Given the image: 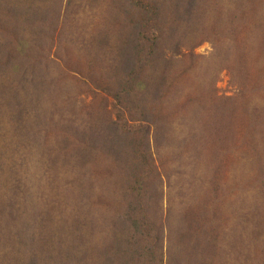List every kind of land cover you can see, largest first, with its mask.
Returning <instances> with one entry per match:
<instances>
[{
    "label": "rangeland",
    "instance_id": "374dc122",
    "mask_svg": "<svg viewBox=\"0 0 264 264\" xmlns=\"http://www.w3.org/2000/svg\"><path fill=\"white\" fill-rule=\"evenodd\" d=\"M48 1L0 0V56L10 53L19 69L9 78L31 100L27 108L21 100V112L0 99V264H64L76 214L98 225L99 262L111 246L110 263L136 264L132 257L155 244L154 264H169L168 252L188 236L173 217L192 208L216 226L203 234L216 230L215 237L201 235L191 250L197 258L264 264V0H142L159 3L155 22L174 43L166 52L157 45L161 59L146 62L129 91L121 90L120 69L137 58L134 22L147 21L139 0H62L55 29ZM184 5L196 17L181 16ZM175 6L178 20L169 15ZM115 158L156 178V205L146 214L159 227L153 235L127 228L125 245L112 237L121 220L111 207ZM177 193L186 209L156 222L175 208Z\"/></svg>",
    "mask_w": 264,
    "mask_h": 264
},
{
    "label": "trees",
    "instance_id": "16d2710c",
    "mask_svg": "<svg viewBox=\"0 0 264 264\" xmlns=\"http://www.w3.org/2000/svg\"><path fill=\"white\" fill-rule=\"evenodd\" d=\"M43 0H39V2H42ZM130 3L133 5L132 0H129ZM139 4V10L145 12L147 14V21H144V19H137L134 22V26L137 28L136 31V39L132 38L131 43L134 44L132 46V54L131 56H134L136 59L134 62H132L129 65H126L124 68L120 69V73L122 76V80L119 84H121V90L132 89V84L136 88L139 85H137V78L142 73V70L144 68V64L148 62L150 59H154V63L151 65L152 67L155 65L157 61L161 59V51L158 49L157 45L159 44L161 48L165 51L170 43L173 44L174 41H172L171 35L167 34L164 31L163 27H157V23L155 21L158 20L160 17L159 14V3L155 1V3H150L147 1L142 2V0L134 1V5ZM47 5H49L48 8V15L51 16L53 22L51 24V29H55L57 27L58 18L60 16V13L62 12V0H49ZM181 9V16H186L187 18H194L196 15H194L190 10L187 9V5H184ZM41 9H44L43 6H41ZM173 11L170 12L169 15H172V18L177 19L178 17H175L178 13L177 6L173 7ZM64 15V14H63ZM62 15V16H63ZM61 16V17H62ZM152 24V28L155 27V29L149 28L148 23ZM173 20V19H172ZM170 20V21H172ZM131 19L129 20L130 23ZM144 21V22H142ZM186 21L185 19L182 21V23ZM147 22V27L150 35H148L144 27L147 28L144 23ZM186 24V22H184ZM187 25V24H186ZM131 30V29H130ZM129 30V31H130ZM152 30V32H151ZM129 33V32H128ZM121 32L118 33L117 37H120ZM134 35V34H133ZM128 36V35H127ZM105 38V37H104ZM104 38H101L98 40L99 49L102 48V40ZM127 38V37H126ZM125 39H118L116 43L114 44V48L121 50L122 43L125 42ZM130 39V36H128ZM15 47L17 49L24 53H27L28 50L26 49L25 44L21 43L20 41L15 42ZM166 52V51H165ZM157 53V55H156ZM116 61L122 62L121 55L118 54V57ZM16 69H19V66L17 64H14V61L12 60L10 53H5L3 58L1 59L0 56V99L1 103H6L11 106H13L12 110L17 109L22 112L23 106L22 102H24V108H27L28 104L30 105V99L23 97V100L18 96V90L16 88L13 80H10V75L12 74L16 77ZM113 74V71H112ZM30 82V81H28ZM31 85H35V80H32ZM13 85V87H12ZM130 87V88H129ZM21 88L22 85H21ZM115 97H119L121 95L120 92H112ZM120 99V98H119ZM22 100V102H21ZM142 110L148 111V107L146 104L141 105ZM146 119V116H144ZM137 153V152H135ZM139 153V152H138ZM143 152L140 156H143ZM121 160L118 158H115V165H114V172L117 173L118 176V190L117 193V202L116 204H111V207L114 209L115 214H118L120 216V222L118 226L120 227L119 233H112V237L115 238H121L124 239L122 242L125 245L127 243V239L124 236L125 232H128L131 234L132 232L127 230V228L132 227L135 230H138L139 232H142L146 235H149V232L151 235L152 229L158 228L159 225L156 224V227L154 223L149 221L151 219V214H146L151 209L150 207H154L156 205V196H152L149 191L154 186L155 181V174H145L142 177H138L135 174H133L130 169L125 167V165H121ZM143 166L148 167L147 170L150 169L152 166L151 164H148L146 162L143 163ZM136 172V171H135ZM182 177V176H181ZM180 177V178H181ZM151 186L149 189L147 187ZM140 191L142 193L140 194ZM148 191L145 202L149 204L145 205V209L143 210L142 214L143 216H138L136 214V211L139 209V202L144 197V193ZM167 192H171L167 187ZM177 197V200L174 202L177 205H175V208L171 209V205L167 207L166 212L167 214L162 217V215H158L156 217V222L163 220V218L168 221V219L172 218V211H178L180 209H186L185 202L182 200V196L177 193L175 195ZM168 200L171 201V194L168 195ZM187 213L185 214L181 213L177 215L176 217H173V219L178 223L179 230L181 231L182 235L186 236L188 233L186 244L182 246V239H178L176 244L177 246H173L174 248H178V251H169L167 256V263L169 264H206L203 260L196 257V254H193L191 250H195V246L199 242V238L201 235L204 234L207 230H211L216 228L215 224H212L211 218H197L195 217L197 213L195 208H192L190 210L186 209ZM85 213H87V209H85ZM136 214V215H135ZM112 220V219H111ZM111 220L108 225H111ZM171 221V220H170ZM155 222V223H156ZM154 225V227H153ZM0 228H1V207H0ZM98 229L97 223L93 221L91 217H87L85 214H76V216H73L72 222L68 226V235L70 233V237L68 236L69 242L66 244V253L62 257H60L61 261L64 264H112L109 262L108 256L109 254H113V248H106L103 250V253L106 251H109L108 255L105 257L102 254V261L99 262L98 259V252L95 251L96 243L92 240V236L95 234L94 232ZM201 231V233H200ZM215 231H211L207 235H203L207 239H211L212 237H215ZM1 234V233H0ZM214 234V235H213ZM215 239V238H214ZM194 240V241H193ZM121 245V246H124ZM142 251L135 254L132 259L135 260L136 264H154L153 260L156 259V253H155V244H152L151 246L147 247V245H144L142 248ZM204 253V252H203ZM201 253V254H203ZM195 256V260H193L191 257ZM200 254H197L199 256ZM150 256V258H149ZM88 257V258H87ZM193 260V261H192ZM161 259H158L159 264L161 263Z\"/></svg>",
    "mask_w": 264,
    "mask_h": 264
}]
</instances>
